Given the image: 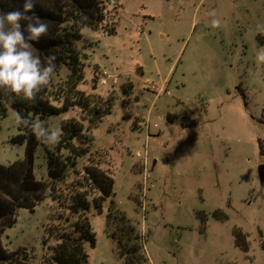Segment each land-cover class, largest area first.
<instances>
[{"label":"rangeland","instance_id":"374dc122","mask_svg":"<svg viewBox=\"0 0 264 264\" xmlns=\"http://www.w3.org/2000/svg\"><path fill=\"white\" fill-rule=\"evenodd\" d=\"M113 1L115 32L84 27L78 45L85 67L77 88L112 97L110 113L90 129V158L110 169L114 195L100 213L90 204L95 245L87 246V264H124L106 231L111 203L137 223L149 264H264V64L255 60L264 47V0ZM16 114L8 107L0 116V164L26 153L25 143L10 140ZM80 115L74 106L35 118L61 131L62 121ZM33 171L47 176L41 143ZM52 222L47 196L33 211L17 209L1 243L25 247L40 263L56 242Z\"/></svg>","mask_w":264,"mask_h":264},{"label":"trees","instance_id":"16d2710c","mask_svg":"<svg viewBox=\"0 0 264 264\" xmlns=\"http://www.w3.org/2000/svg\"><path fill=\"white\" fill-rule=\"evenodd\" d=\"M21 4L22 0H0V10L12 11ZM109 4L110 0H37L33 11L49 24V31L38 42L29 43L42 62L55 55L56 68L35 102L17 97L14 103H9L0 91V116L10 107L21 116L45 119L74 106L80 109L81 115L79 120L62 121L60 139L53 149L21 126L10 138L14 143H25L26 153L23 159L0 164V264L88 263L87 246L95 245V234L88 219L90 204L100 213L103 202L114 195L110 169L102 168L90 158V129L110 113L112 97L90 96L77 88L84 79L85 67V57L78 45L83 40L81 29L84 27L101 29L107 34L115 32L118 13L114 20L116 14L112 10L115 8L117 12L120 4L111 9ZM60 73L65 77L55 84L54 78ZM82 120L88 124L86 129ZM39 143L45 147L46 178H37L33 171V152ZM81 157H86V161L78 168L77 159ZM47 196L52 201L53 222L49 232L56 242L48 247L40 263H35L25 247L7 250L1 243V235L15 222L17 209L33 211ZM106 231L114 239L124 264H149L137 223L112 203L106 212ZM242 240L243 235L235 232V243L245 249Z\"/></svg>","mask_w":264,"mask_h":264},{"label":"clouds","instance_id":"9594fccd","mask_svg":"<svg viewBox=\"0 0 264 264\" xmlns=\"http://www.w3.org/2000/svg\"><path fill=\"white\" fill-rule=\"evenodd\" d=\"M36 3L37 0H22L19 8L7 12L0 10V91L9 103H14L17 97L35 102L41 88L50 83L56 68L55 55L42 62L29 43L38 42L49 31V24L33 11ZM209 15L214 16L215 11ZM219 24L218 19L211 22L212 27ZM255 60L264 64V47L256 51ZM15 123L30 130L45 145L59 142L60 130L46 126L38 118L17 113Z\"/></svg>","mask_w":264,"mask_h":264},{"label":"built area","instance_id":"2783aa9c","mask_svg":"<svg viewBox=\"0 0 264 264\" xmlns=\"http://www.w3.org/2000/svg\"><path fill=\"white\" fill-rule=\"evenodd\" d=\"M113 0H110V4H113ZM109 4V5H110ZM108 77V73L106 71H101L100 75H99V78H98V82L100 84H105L106 83V78Z\"/></svg>","mask_w":264,"mask_h":264},{"label":"water","instance_id":"95a60500","mask_svg":"<svg viewBox=\"0 0 264 264\" xmlns=\"http://www.w3.org/2000/svg\"><path fill=\"white\" fill-rule=\"evenodd\" d=\"M258 174H259L260 179L263 181L264 180V166L263 165H260L258 167Z\"/></svg>","mask_w":264,"mask_h":264}]
</instances>
